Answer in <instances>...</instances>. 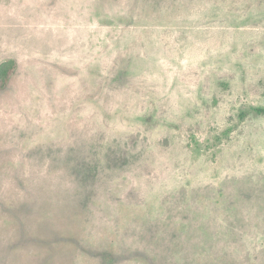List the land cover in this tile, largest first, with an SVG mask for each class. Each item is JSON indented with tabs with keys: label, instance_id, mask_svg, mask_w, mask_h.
Segmentation results:
<instances>
[{
	"label": "rangeland",
	"instance_id": "374dc122",
	"mask_svg": "<svg viewBox=\"0 0 264 264\" xmlns=\"http://www.w3.org/2000/svg\"><path fill=\"white\" fill-rule=\"evenodd\" d=\"M11 58L0 264H264V0H0Z\"/></svg>",
	"mask_w": 264,
	"mask_h": 264
},
{
	"label": "trees",
	"instance_id": "16d2710c",
	"mask_svg": "<svg viewBox=\"0 0 264 264\" xmlns=\"http://www.w3.org/2000/svg\"><path fill=\"white\" fill-rule=\"evenodd\" d=\"M17 66H18L17 61L13 58L5 60L0 63V89L6 88ZM254 110L259 113H264V108L258 107L255 108ZM119 144H121V142H119ZM123 144L127 145L126 142H123ZM124 152H125L124 148L121 147L120 145L116 149L114 143V147H110L108 150H106L105 158L112 165L113 164L115 165L116 163L118 166H120V164L125 161Z\"/></svg>",
	"mask_w": 264,
	"mask_h": 264
}]
</instances>
